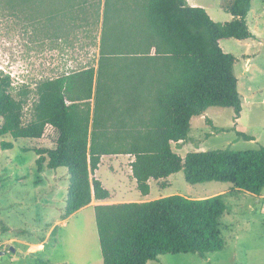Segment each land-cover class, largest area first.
<instances>
[{"label":"trees","instance_id":"obj_1","mask_svg":"<svg viewBox=\"0 0 264 264\" xmlns=\"http://www.w3.org/2000/svg\"><path fill=\"white\" fill-rule=\"evenodd\" d=\"M250 6L251 0H229L222 7L231 19L216 22L186 0H97L96 65L38 81L28 121L23 120L24 100L12 95L10 76L0 72V136L38 139L47 125L56 132L52 148L32 150L39 170L44 163L67 169L61 219L93 199L109 197L94 176L103 155L133 157L131 176L142 195L149 192L148 180L164 187V179L180 170L189 184L230 182L238 190L260 193L263 146L188 152L183 158L171 146L187 139L192 117L209 107H231L234 118L240 116L235 57L218 41L253 36L246 21ZM11 146L1 143L3 149ZM225 208L222 194L96 204L102 263L146 264L163 254L204 257L219 251Z\"/></svg>","mask_w":264,"mask_h":264},{"label":"rangeland","instance_id":"obj_2","mask_svg":"<svg viewBox=\"0 0 264 264\" xmlns=\"http://www.w3.org/2000/svg\"><path fill=\"white\" fill-rule=\"evenodd\" d=\"M65 1L0 0V72L10 76L12 95L24 100V121L29 120L36 101L38 81L96 65L100 33L95 18L97 0ZM228 1L202 0L216 22L231 19L222 7ZM246 21L252 37L218 41L223 52L235 57L240 116L235 119L231 107H209L192 117L187 139L171 143L182 158L188 152L264 147V0H251ZM55 138L49 125L38 139L0 136V264H38V259L52 264H103L93 207H83L64 224L59 222L68 185L66 167L48 168L44 163L37 168V154L32 149L52 148ZM2 142L12 146L3 149ZM132 158L128 154L105 155L94 176L109 191H126L122 178L128 181ZM169 179V186L162 189L159 181H152L150 197L173 193L212 196L224 191L226 208L220 218L224 246L204 257L163 254L146 264H264V187L256 195L238 190L230 182L189 184L182 170ZM131 196L142 195L133 190ZM111 200L116 201L114 197ZM41 242L40 248L30 246Z\"/></svg>","mask_w":264,"mask_h":264},{"label":"crops","instance_id":"obj_3","mask_svg":"<svg viewBox=\"0 0 264 264\" xmlns=\"http://www.w3.org/2000/svg\"><path fill=\"white\" fill-rule=\"evenodd\" d=\"M220 2H221V0H220ZM186 3L189 5V6H199V7H204L206 4L204 3V2H202V0H186ZM208 14V13H207ZM247 60H248V56H247V58H246ZM173 143V142H172ZM117 155H121V154H117ZM105 155H103L102 157H101V161L103 160V157H104ZM133 159V158H132ZM132 161V160H131ZM130 161V162H131ZM130 162H129V164H128V173H129V178L127 177V180L128 181H125L124 180V178H122V181L125 183V187H127L126 188V191H116V190H112V191H109V193H110V195H109V197L108 198H106V199H103V200H95V199H93L92 201H91V203L88 205V206H90V207H93L94 205H96V204H101V203H115V202H130V201H135V202H142V201H148V200H152V199H155L154 197L153 198H151L150 196H151V188H152V181L153 182H157V181H155V180H148V184H149V192H148V194H146V195H142L141 197H137V198H134L133 196H131V192H133V190H137L136 189V183H135V180H134V178H132V176H131V169H130ZM101 166V164L99 163V166H98V168ZM118 166H119V164H118ZM109 169L110 170H112V171H116V169L115 168H113V167H109ZM172 175V174H171ZM171 175H169L167 178H165L164 180H165V186L164 187H162L161 185L160 186H158L159 188H166L167 186H169V184H170V176ZM96 178H98V176H96ZM159 181V180H158ZM160 182V181H159ZM102 183V182H101ZM102 185L105 187V185L102 183ZM129 188H131L132 190L130 191L129 190ZM224 191L222 190V191H219V194H222ZM214 193H216V192H214ZM174 194V193H173ZM167 195H171V194H158V196H156V198H159V197H163V196H167ZM191 195V194H190ZM213 195H215V194H213ZM111 197H114L115 198V200L116 201H114V202H112V200H111ZM185 197H189V198H204V197H208V195H205V194H195V195H191V196H185ZM87 207V206H86ZM61 214V213H60ZM72 215V214H71ZM69 217V216H68ZM68 217H66V218H64V219H61L59 222H60V224H64V222L67 220V218ZM58 221H56L55 223H57ZM33 245H36V246H38L39 248L42 246V242L39 244H31L30 246H33ZM32 250V248L31 247H29V249H28V251H31Z\"/></svg>","mask_w":264,"mask_h":264},{"label":"built area","instance_id":"obj_4","mask_svg":"<svg viewBox=\"0 0 264 264\" xmlns=\"http://www.w3.org/2000/svg\"><path fill=\"white\" fill-rule=\"evenodd\" d=\"M48 126V125H47Z\"/></svg>","mask_w":264,"mask_h":264}]
</instances>
